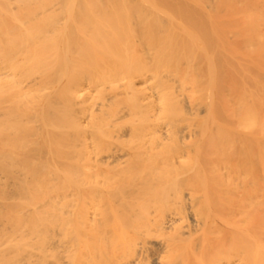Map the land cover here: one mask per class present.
<instances>
[{
  "label": "bare ground",
  "instance_id": "obj_1",
  "mask_svg": "<svg viewBox=\"0 0 264 264\" xmlns=\"http://www.w3.org/2000/svg\"><path fill=\"white\" fill-rule=\"evenodd\" d=\"M0 264H264V0H0Z\"/></svg>",
  "mask_w": 264,
  "mask_h": 264
},
{
  "label": "rangeland",
  "instance_id": "obj_2",
  "mask_svg": "<svg viewBox=\"0 0 264 264\" xmlns=\"http://www.w3.org/2000/svg\"><path fill=\"white\" fill-rule=\"evenodd\" d=\"M133 169H134V168H133ZM133 169H132V170H133ZM130 170H131V169H130ZM115 172H116V171H115ZM115 172L112 170L111 173H115ZM95 196L97 197L98 195L96 194ZM93 198H94V197H93ZM98 198H99V197H98ZM88 199H89V198H88ZM88 199H87L86 201H88ZM96 199H97V198H95V200H96ZM90 200H91V199H90ZM95 200L92 199V202H93V203H94V202L96 203L97 200H96V201H95ZM86 201H84L85 204H86L87 206L91 207V209H92V207H93V206H92V203H91L90 201H88V203H87ZM106 201H107V200H106ZM101 202H102V201H101ZM112 202H113V201H112ZM97 203H99V200L97 201ZM97 203H96V207H97ZM104 203H105V202H104ZM147 203H148V201H146V204H147ZM151 203H152V206H154V202H150V203H148V204L151 205ZM80 204H81V203H80ZM83 204H84V203H82L81 205H82L83 207H84V206L86 207V205H83ZM90 204H91V205H90ZM101 204H102V203H101ZM111 204H112V203H111ZM156 204H157V203H155V205H156ZM116 205H117V207H118V209H117L118 212H117V210H116ZM149 205H148V206H149ZM158 205H159V204H158ZM112 206H113V207L111 208V206L109 205V203H108V201H107V204L102 205V207H100L101 209H104V210H103V213H104V214H105V213L107 214V212L110 211V212L108 213V215L105 214L106 216L104 215L103 217L106 218V217L108 216V218H109V217H111L110 214L113 213V217L116 216V217L118 218V214H120V212L123 211L124 213L122 212V213L120 214V217L118 218L119 220L121 219V221H120L121 223H122V220H123V223H125V222L127 223V221H125V218H124V217H125V216L127 217V216H128L127 214H128V213H131V214L129 215V216H130L129 218H131V216L135 214V212H136V208L138 209V206L135 205V208H134L133 212H130V211L127 209L128 207H126V208L122 207V208H123V210H122L121 206H120L118 203L115 204V208H114V204H113ZM152 206H151V207H152ZM119 207H120V209H119ZM143 207H144V205L142 206V208H143ZM149 207H150V206H149ZM149 207H148V208H149ZM154 207H155V206H154ZM154 207H153L152 209H154ZM158 207H159V206L156 205L155 209L158 208ZM86 208H87V207H86ZM98 208H99V207H98ZM98 208H96V210H95V205H94V208H93L94 210H93V212L95 211V213H96ZM113 208L115 209L114 211L112 210ZM142 208H141V210L138 209V211H140V212H141V211H144V209L142 210ZM145 208L147 209L146 206H145ZM83 209H84V208H83ZM124 209H126V211H125ZM159 209H160V208H159ZM99 210H100V209H99ZM99 210H98V211H99ZM127 210H128V211H127ZM100 211H101V210H100ZM119 211H120V212H119ZM138 211H137V212H138ZM150 211H152V210H150ZM116 212H117V213H116ZM127 212H128V213H127ZM137 212H136V213H137ZM146 212H147V211H146ZM103 213H102V214H103ZM114 213H115V215H114ZM141 213H144V214H145V215H144V214H143V215H144V217H145L146 219L149 218L148 215L150 214V212H149V214H147V213H145V212H141ZM155 213L158 214V211L156 210ZM91 214H93V216H94V213H91ZM91 214H89V215L92 216ZM123 214H126V215H125V216H122ZM153 214H154V212L152 211V215H153ZM185 214H186V215H187V214H190L189 216H190L191 218L188 217V216L186 217V218L188 219V220H187V219H186V220L189 222V220H191V219L193 218L192 213H191V212H187V213H185ZM185 214H184V216H185ZM99 215H101V214H98L97 216H99ZM138 215H139V212H138ZM138 215H137V216H138ZM143 215L141 214L140 217H139L138 219H141V220L144 219V220H142L141 222L148 221V219L145 220V218L143 217ZM150 215H151V214H150ZM150 215H149V216H150ZM181 215H182V214H181ZM121 216H122V218H121ZM134 216L136 217V215H134ZM153 216H154V215H153ZM153 216H151V217L154 219L155 217H153ZM99 217H100V216H99ZM103 217H102V218H103ZM156 217H158V215H156ZM90 218H91V217H90ZM90 218H89V216H88V219H90ZM94 218H95V216H94ZM102 218L100 217V219H98V218L96 219V220H98V221L101 220V223H99V225L97 224L98 221L95 220V221H96L95 225L97 224V226H99V228H100V230H99L98 232H101V233L103 232V229H105V227H106V226H105L104 228H102V231H101V227H102L101 225H102V222L104 221ZM108 218H106V219L108 220V223H109V221H110V219H111L112 217L109 218V219H108ZM117 218H115V220H116L117 222H116L115 220H114V221H113L112 219H111V220H112L113 222H116V223H117V226H118V221H119V220H117ZM127 218H128V217H127ZM127 218H126V220H128ZM152 218H150V219H152ZM182 218H184V217H182ZM182 218H180V219H179V217L177 218V219H179L180 222H182V223H180V225L183 224V223L185 222V221H184V222L181 221ZM189 218H190V219H189ZM92 219H93V217H92ZM92 219H90V220H92ZM106 219H105V220H106ZM90 220H88V222H87V221H86V222L89 223V222H91ZM102 220H103V221H102ZM183 220H184V219H183ZM79 221H82V220L80 219ZM93 221H94V219H93ZM93 221H92V223H91L92 225H90V226H93ZM179 221H178V222H179ZM187 221H186V222H187ZM99 222H100V221H99ZM106 222H107V221H106ZM106 222H105V223H106ZM110 222H111V221H110ZM113 222H112V223H113ZM150 222H152V221L150 220ZM186 222L184 223L185 225L183 224V226H182V227H184V229H185L186 224H187ZM191 222H192V224H194V223H193V219L190 221V223H191ZM105 223H104L103 225H105ZM112 223L110 224L111 226L109 227V228H111V229L106 228V229H107V233H108L107 235H109L110 233H111V235H112V233H114V234L118 233V232L116 231L117 228L115 227L116 229H114V228H113L114 225H112ZM121 223H120V224H121ZM144 223H146V222H144ZM190 223H189V224H190ZM189 224H188V225H189ZM81 225H82V224H81ZM83 225L87 226L86 223H84ZM83 225H82V226H83ZM188 225H187V226H188ZM82 226H80V227H82ZM88 226H89V225H88ZM97 226H95V227H97ZM83 227H84V226H83ZM120 227H122V226H119V228H118L119 231L123 230V229H121ZM82 229H84V228H82ZM82 229H81L80 231H82ZM106 229H105V231H106ZM112 229H114V230L111 231ZM108 230H110V233H109ZM185 230H187V229H185ZM114 231H115V232H114ZM123 231H124V230H123ZM124 232H125V231H124ZM103 233H104V232H103ZM103 233H102V234H103ZM98 234H99V233H98ZM104 234H106V233H104Z\"/></svg>",
  "mask_w": 264,
  "mask_h": 264
}]
</instances>
